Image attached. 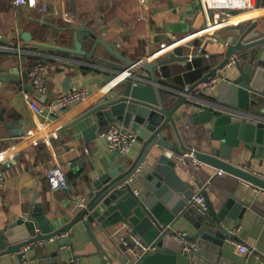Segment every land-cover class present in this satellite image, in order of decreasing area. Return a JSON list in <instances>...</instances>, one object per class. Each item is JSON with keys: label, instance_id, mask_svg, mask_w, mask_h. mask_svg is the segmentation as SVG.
I'll return each instance as SVG.
<instances>
[{"label": "crops", "instance_id": "1", "mask_svg": "<svg viewBox=\"0 0 264 264\" xmlns=\"http://www.w3.org/2000/svg\"><path fill=\"white\" fill-rule=\"evenodd\" d=\"M44 4L48 6L47 10L43 8ZM212 13L204 8L201 0H38L36 8L18 7L14 0H0V171L7 175L0 185V230L20 218H27L36 204H41L54 226L66 224L65 218L71 221L80 210L77 201H88L93 180L109 170L115 161L130 166L143 148V144L136 141L126 155L109 152L101 134L110 124L97 138L88 141L76 129V122L89 114L109 90L115 89L117 85H106L111 80L118 82L116 75L127 66L124 61L105 54L101 46L97 54L89 58L91 46L85 45L84 55L75 59L72 54L75 50L72 28L77 26L74 17L96 30L115 50L133 62L158 52L176 39L184 40L172 49L177 56H188L192 47L203 48L209 57L196 54L192 60L171 62L163 65L160 71L154 70L162 93L170 92L180 99L187 86H194L223 62L231 41L241 30L254 28L251 35L254 32L264 34V0H256L252 10L233 14L217 32L203 37L195 35L207 26ZM25 33L32 35L30 41L24 39ZM151 34H155L154 39L150 38ZM38 62H44L48 70L49 90L41 96L35 93L28 75ZM150 63L153 61L145 62L143 66ZM143 66L136 69V74L141 76V82L149 83V72ZM17 68L19 75L14 74ZM202 68L203 73L191 79V74ZM81 88H89V96L57 116L48 112L38 114L23 94H33L44 105L61 94ZM219 92V84L212 91L200 94L195 89L191 96L200 102L188 98L186 104H194L193 110L212 109ZM180 113L181 110L176 116ZM178 125L182 130L184 123L178 122ZM30 130L34 135L28 137ZM209 130L200 144L203 152L215 144L209 138ZM54 131L58 137L51 135ZM199 134V128L193 126L186 137L197 143ZM86 148L89 153L85 152ZM228 161L264 178V144L242 141L240 148L233 149ZM195 164L199 166L205 189L217 211L222 202L231 200L232 195L234 203L242 201L237 210L231 209L235 217H227L228 224L221 225L228 237L222 239L211 234L213 239L209 242L220 249L218 264H264V189L197 160ZM53 167H60L65 173L67 189L50 188L47 172ZM180 173L195 185L193 173L186 166ZM135 185L140 193L141 183L135 180ZM200 191L196 187V192ZM74 228L75 232L71 229L58 237L60 250L55 239L50 241V251H60L64 264L75 257L81 264H108L105 255L109 264H134L138 260L129 249L124 251V239L130 231L123 224L107 229L94 227L97 240L80 223ZM174 230L187 235L197 232L185 218L179 220ZM173 240L181 244L178 238ZM235 240L246 243L250 252H241ZM0 264L29 262L24 263L15 254H7L0 257Z\"/></svg>", "mask_w": 264, "mask_h": 264}, {"label": "water", "instance_id": "2", "mask_svg": "<svg viewBox=\"0 0 264 264\" xmlns=\"http://www.w3.org/2000/svg\"><path fill=\"white\" fill-rule=\"evenodd\" d=\"M74 22L77 25L72 28L75 32V50H72L75 59L84 55L85 45L91 46L87 54L89 58L97 54L101 46L105 54L124 61L127 67L134 65L135 62L127 60L88 24H82L76 16ZM253 29L241 30L231 41L223 62L197 82L190 92L183 94L172 108L167 106L154 70L186 60L188 56H177L172 52L166 60L143 66L149 72V83L141 82V76L134 73L109 90L89 114L76 122V129L88 141L97 138L105 126L117 122L137 133V141L143 144L140 155L128 167L113 162L109 170L93 180L86 205L71 221L65 218L66 224L54 226L41 204H36L27 218H20L0 230V257L15 254L22 261L23 256L28 255L29 264H64L60 251H50L52 239L60 250L58 237L71 229L75 232L74 226L78 223L95 240L94 227L107 229L123 224L144 243L157 247L155 252L143 257L141 264H218L220 249L209 242L213 239L211 234L222 239L228 237L221 225L228 224L227 217H235L231 209L237 210L242 201L234 203L232 195L231 200L222 202L217 211L195 160L264 189V178L228 161L233 149L240 148L242 141L264 144V34L254 32L251 35ZM24 39L30 41L32 35L25 33ZM233 56L237 58L230 64ZM19 73V68L15 69L14 74ZM214 77L220 79V92L212 109L193 110L194 104L187 106V95ZM136 80L138 84H135ZM194 102L200 101L194 99ZM178 122L184 123L182 130ZM193 126L201 132L197 143L186 137ZM208 129L209 138L215 144L203 152L200 148ZM185 166L193 173L195 185L180 173ZM135 180L141 183L138 194ZM196 187L207 200L209 216L201 215L193 206ZM181 218L189 220L197 230L184 238L186 242L197 243L196 251L184 252V244L173 240L176 238L174 226ZM25 247H29L27 253ZM129 248H135L133 242L124 245V251Z\"/></svg>", "mask_w": 264, "mask_h": 264}, {"label": "built area", "instance_id": "3", "mask_svg": "<svg viewBox=\"0 0 264 264\" xmlns=\"http://www.w3.org/2000/svg\"><path fill=\"white\" fill-rule=\"evenodd\" d=\"M204 8L206 10H212V16L208 20V24L205 28L195 33V35L199 37H203L208 33H214L219 30L220 27L225 26L228 23V18L231 17L235 13H240L248 10H252L256 7V0H201ZM14 3L19 6L28 5L31 8H36L38 4V0H14ZM43 8L45 10L48 9V6L44 4ZM151 39L155 38V34L150 35ZM184 41L183 39H176L173 43L165 46L158 52L148 55L138 61H135L134 65L131 67H127L125 70L119 72L116 77L118 78V82H114L111 80V84L108 83L106 86H115L118 83H121L127 80L129 77H132L134 73H136V69L142 67L145 62H158L163 57L169 56L172 53V49L178 45L180 42ZM196 54H204L206 57H209L208 54L204 53L203 48L192 47V52L188 55V59L192 60ZM237 56H233L230 60V64L234 62ZM160 66L157 68L160 71ZM30 77L31 84L34 88L35 93L38 96L46 95L49 90V84L47 81L48 70L47 65L44 62L36 63L28 72ZM138 80L135 81V84H138ZM220 83V79L218 77H214L210 82H204L196 86L193 91L196 89L197 93L200 94L206 90L212 91L218 84ZM2 83L0 82V87ZM193 86L189 85L185 88L184 94L190 92ZM192 91V92H193ZM24 98L29 103L30 107L37 112L38 114H44L48 112L53 116H57L59 112L69 108L70 106L84 101L90 94L89 88H81V89H73L68 91L60 96L53 98L47 101L46 104L41 105L39 99L35 97L33 94L29 92H24ZM190 100H194L191 94L187 95ZM33 131H29L26 136H33ZM53 137H58L57 132H53L51 134ZM101 136L106 139L107 147L109 152L119 155L128 154L133 148L134 144L137 141V133L133 132L130 129L125 128L123 125L114 122L111 123L108 128L102 132ZM1 141V140H0ZM86 153H89V149H85ZM9 166V163H7ZM247 169V168H246ZM250 169V168H248ZM7 178V175L0 171V185H2ZM47 178L49 180L50 188L53 190H61L68 188V180L65 173L62 171L60 167L50 168L47 172ZM138 194V191H136ZM76 203L81 209L86 205V201H77ZM193 206L198 210V212L203 216H209L210 210L209 205L207 203L206 198L200 192H198L193 197ZM176 238H178L184 244V252L196 251L197 243L194 242H186L185 237L186 233L183 232H175ZM129 242H133L135 248H129V251L134 255L138 256V260L134 262V264H141V260L148 253H153L157 250V247L154 244H146L143 240L136 234L130 232L124 239V245H128ZM234 243L239 247L241 252L247 253L250 252V247L244 242L234 241ZM141 248V251L138 248ZM29 247L24 248V252H28ZM105 261H107V256H104ZM22 261L27 263L29 261L28 255H24ZM67 264H81V261L78 257L73 258Z\"/></svg>", "mask_w": 264, "mask_h": 264}, {"label": "trees", "instance_id": "4", "mask_svg": "<svg viewBox=\"0 0 264 264\" xmlns=\"http://www.w3.org/2000/svg\"><path fill=\"white\" fill-rule=\"evenodd\" d=\"M204 69H199L197 72H194L191 74V79L193 78H197L201 75V73H203ZM165 97L167 99V106L168 108H172L180 99L178 97V95L167 92L165 93Z\"/></svg>", "mask_w": 264, "mask_h": 264}]
</instances>
